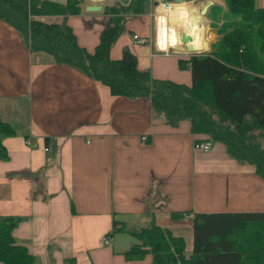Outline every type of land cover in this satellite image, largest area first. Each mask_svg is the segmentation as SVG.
Returning <instances> with one entry per match:
<instances>
[{"label": "crops", "instance_id": "0c3cea01", "mask_svg": "<svg viewBox=\"0 0 264 264\" xmlns=\"http://www.w3.org/2000/svg\"><path fill=\"white\" fill-rule=\"evenodd\" d=\"M103 3L82 0L81 12L66 19L90 52L108 20ZM90 4L101 7L89 10ZM126 21L127 39L111 46L110 57L120 58L127 48L153 78L190 85V71L178 67L186 57L156 48L148 12L144 28L143 20ZM0 120L14 129L1 136L8 155L0 157V215L18 218L12 235L35 264H140L124 258L134 239L121 228L137 229L151 219L183 236L189 255L195 212L264 211V178L252 164L192 133L188 120L164 123L149 97L112 95L77 68L30 51L1 18ZM195 140H209V149H195ZM177 211L182 215L172 218ZM103 236L111 242L104 244Z\"/></svg>", "mask_w": 264, "mask_h": 264}, {"label": "trees", "instance_id": "16d2710c", "mask_svg": "<svg viewBox=\"0 0 264 264\" xmlns=\"http://www.w3.org/2000/svg\"><path fill=\"white\" fill-rule=\"evenodd\" d=\"M150 1L103 3L108 20L91 52L79 45L66 21L81 12L82 0H0V18L17 29L30 51L45 52L55 63L77 68L107 85L112 95L149 97L152 112L164 123L174 126L188 120L192 133L223 143L230 157L252 164L264 178L260 141L264 138V7L256 6L255 0H223L225 11L243 23L229 25L221 20L214 42L208 27L200 51L210 44L209 50L178 59L179 69L191 74V83L186 85L140 70L136 56L127 48L118 59L109 55L127 15L144 12ZM42 15L60 16L61 20L43 22L39 20ZM13 132L11 125L0 120L2 158L8 154L1 136ZM181 215V211L171 213L174 219ZM17 222L15 216L0 215V264H35V256L12 235ZM192 225L189 255L184 237L154 219L137 229L123 227L134 239L124 258L140 264H264V211L195 212Z\"/></svg>", "mask_w": 264, "mask_h": 264}, {"label": "bare ground", "instance_id": "6f19581e", "mask_svg": "<svg viewBox=\"0 0 264 264\" xmlns=\"http://www.w3.org/2000/svg\"><path fill=\"white\" fill-rule=\"evenodd\" d=\"M206 2L210 0H204ZM203 0H186L180 2L163 1L155 7L156 14V41L157 49L165 51L172 49L178 54L189 53L187 47L193 45L194 49L201 46L203 37L197 36L196 31L200 29V14ZM176 24L186 29V34L191 37L190 41L182 42L179 33L182 31ZM184 27V28H183ZM187 27V28H186ZM198 33V32H197ZM173 53V52H172Z\"/></svg>", "mask_w": 264, "mask_h": 264}, {"label": "rangeland", "instance_id": "374dc122", "mask_svg": "<svg viewBox=\"0 0 264 264\" xmlns=\"http://www.w3.org/2000/svg\"><path fill=\"white\" fill-rule=\"evenodd\" d=\"M90 1H92V2H99V1L100 2H107V1H111V0H90ZM161 1H163V0H158V1L157 0H152L149 3L148 2L145 3L144 14L138 15V16H135L133 14H129V15H127L128 18L126 19L127 20L126 22L130 21L131 18L137 19L139 22L141 20H143L144 22H140V25H141V28H144V25H145V23L147 21V12H148V14H149V30H150L151 35L153 37V40L152 41H154L156 39V21H155L156 20V14H155V7ZM199 1L201 2L202 0H199ZM210 1H213V2L211 4H209L210 3L209 1H208L209 2L208 3V2H206V1L203 0V3L202 4L207 5V10L205 11V13H201L200 14V23H201V26H200V29H198L196 31V35L197 36H201V37H203L205 39L204 42H206V36H205V34H206V30H207L208 27L211 29V31L213 33V38H212L211 42H214L217 39L218 36L216 34V32H217L216 27L221 25V20L227 22L229 25L233 21H235L237 23L239 22L238 25H240V24L243 23L241 20H239V17L238 16H232L231 14H229L228 12L225 11V6H224V3H223V0H210ZM263 4H264V0H255V5L256 6L260 7ZM205 5H203L202 7H204ZM210 20L212 22V27L210 25L211 24L210 23ZM176 26L178 28H181V30H182L181 32L186 33V29H182V26H179V24H176ZM132 29L133 30H136V31L139 30L138 29V26H133ZM128 33H129L128 26L125 25L124 26V29L120 32V34L115 39V41H114L115 45L117 43H119L121 40H123L124 37L127 39ZM129 37H130V40L132 41L131 36H129ZM155 45L157 46V41L156 40H155ZM202 48L203 47H201L199 49H202ZM209 48H210V44L207 47V49L203 50L200 53H203L204 51L208 50ZM169 51H170L169 53H172L171 49ZM173 54H177V55H180L182 57H188L189 55L199 54V53L198 52H195V53H188V54H178L176 52H173ZM260 141H261V145L264 147V138H261ZM187 238H189V237H187ZM36 259H37V257H36Z\"/></svg>", "mask_w": 264, "mask_h": 264}, {"label": "built area", "instance_id": "2783aa9c", "mask_svg": "<svg viewBox=\"0 0 264 264\" xmlns=\"http://www.w3.org/2000/svg\"><path fill=\"white\" fill-rule=\"evenodd\" d=\"M56 19H57V16H54V15H51V16L50 15H42V16L39 17L40 21L48 22V23L49 22H56L57 21ZM133 38L135 39V41L137 43H144L145 42V38L144 37H140L137 34H133ZM169 50L170 49H168L166 51H161V52L168 53V52H170ZM171 51L174 52L172 49H171ZM142 138L144 139L145 136H143ZM209 146H210V141L209 140H205V141H202V142H195L194 143V148L195 149H199V150H201L203 152L207 151L209 149ZM47 149H48V147H45V150H47ZM102 241H103L104 244H108L109 242H111V238L109 236H103Z\"/></svg>", "mask_w": 264, "mask_h": 264}, {"label": "water", "instance_id": "95a60500", "mask_svg": "<svg viewBox=\"0 0 264 264\" xmlns=\"http://www.w3.org/2000/svg\"><path fill=\"white\" fill-rule=\"evenodd\" d=\"M121 3H126L128 0H119ZM180 1H186V0H163L164 3L168 4L170 2H180ZM210 4V3H209ZM208 4V5H209ZM101 5L100 4H97V5H94V4H90V5H87V9L89 10H96V9H100ZM207 10V5H205L202 10H201V13H205V11ZM179 38L180 40L184 43L186 41H190L191 40V37L188 36L186 33L184 32H180L179 33ZM188 51L191 52V53H195V52H201V51H195L193 45L189 44L188 47H187Z\"/></svg>", "mask_w": 264, "mask_h": 264}]
</instances>
